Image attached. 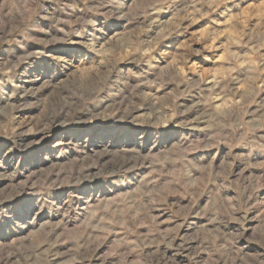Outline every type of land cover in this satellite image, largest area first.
<instances>
[{
    "label": "rangeland",
    "instance_id": "374dc122",
    "mask_svg": "<svg viewBox=\"0 0 264 264\" xmlns=\"http://www.w3.org/2000/svg\"><path fill=\"white\" fill-rule=\"evenodd\" d=\"M0 264H264V0H0Z\"/></svg>",
    "mask_w": 264,
    "mask_h": 264
},
{
    "label": "bare ground",
    "instance_id": "6f19581e",
    "mask_svg": "<svg viewBox=\"0 0 264 264\" xmlns=\"http://www.w3.org/2000/svg\"><path fill=\"white\" fill-rule=\"evenodd\" d=\"M46 124V123H45Z\"/></svg>",
    "mask_w": 264,
    "mask_h": 264
}]
</instances>
